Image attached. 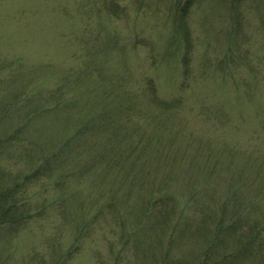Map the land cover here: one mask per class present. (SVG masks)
Listing matches in <instances>:
<instances>
[{"label": "rangeland", "instance_id": "rangeland-1", "mask_svg": "<svg viewBox=\"0 0 264 264\" xmlns=\"http://www.w3.org/2000/svg\"><path fill=\"white\" fill-rule=\"evenodd\" d=\"M113 1L123 9L118 17L106 12L104 0H0V71L4 69L0 77L3 78L0 81V134L15 133L17 127L23 125L20 134L27 139L4 149L11 152H5L0 158V170L6 175L15 173L17 176L31 169L28 140L62 143L75 134L79 124L70 123L67 118L74 122L71 114L82 117L84 108L88 112L87 107L102 98L100 92L93 94L97 84L90 70L95 69L100 70L101 78L106 77L107 69L123 72L134 69L136 82L145 75H155L161 95L168 98L181 93L188 105H194L196 100L205 107H211V102H225L226 116L232 121L227 129L232 144L249 147L259 134L261 114L257 112L264 108V0L195 1L188 16L194 45L191 69H208L209 76L203 78L204 83L200 82L203 79L197 80L182 91L178 79L183 47L177 42L172 46L170 40L177 24L172 0ZM233 27L239 28L241 33L233 32ZM249 53L256 69L234 68L224 62L219 67L216 63L217 58L230 55L240 65L239 57ZM161 58L164 61L159 60ZM152 60L155 61L153 66ZM212 69L234 71L241 86L253 88L254 101L250 102L243 91H236L229 78L218 74L221 71L210 72ZM58 83L65 86L67 96L73 93L69 98L74 99L67 100L66 105L47 107L46 91ZM198 92L206 99L197 96ZM218 94L224 102L218 99ZM130 106L134 108L133 104ZM192 107L188 110L183 107L190 122L186 127L183 124L182 129L197 138H205L204 119L197 117V109L190 110ZM145 109L151 114V108ZM155 124L144 132L154 135L158 144L169 149L170 157L154 154L155 145L151 141L145 163L140 162L129 176L130 181H124L123 185L119 182L114 185L110 175L102 178L93 172L88 175L89 182L83 181L77 188L74 187L77 181L70 180L65 195L51 191L54 182L47 179L30 187L27 197L35 216L18 230H4L5 233L0 234V264H39L59 259V256L67 261L64 252L69 247H75V252L67 264H161L168 251L171 260L182 257L190 262L198 257L202 244L197 241L204 242L208 238L210 227L199 225L201 214L178 225L174 238L169 236L173 225L166 230L164 225L151 219L143 225H133L124 215L127 209H132L134 196L146 193V185L153 181L151 176L167 178L170 191L180 187L183 193H179V197L198 188V204L209 207L211 213L214 201L221 198V176L203 179L201 171L188 173L189 163L203 164L202 159L190 157L188 150V155L180 156L169 147L170 138L180 126L175 117L171 120L162 117ZM220 133H213L215 142L220 139ZM125 135V130L119 131V140L115 141L108 131H89L79 145L95 142L98 146L111 141L120 149L127 142ZM173 139L176 147L183 143L180 131ZM259 152L264 154V148ZM121 176L124 177V173ZM108 186L119 193L116 197L120 209L116 214L126 225L114 220L116 214L104 216L109 193L104 189L102 193L101 188ZM42 207L45 212L40 215ZM98 210L101 213L98 219L83 222V217L93 218ZM207 210L204 209V214ZM186 218L187 214L183 220ZM172 240L175 241L170 244ZM242 264H256V261Z\"/></svg>", "mask_w": 264, "mask_h": 264}, {"label": "trees", "instance_id": "trees-1", "mask_svg": "<svg viewBox=\"0 0 264 264\" xmlns=\"http://www.w3.org/2000/svg\"><path fill=\"white\" fill-rule=\"evenodd\" d=\"M104 1L106 12L116 17L123 14V9L118 3L113 0ZM195 1L172 0L173 7H176L177 24L170 40L172 46H175V42L178 45L181 44L184 51L180 55L182 67L178 79L181 82L180 91L189 89L197 80L207 79L209 76L208 69H191L194 45L189 30L188 16L196 3ZM237 12L239 11L237 10ZM232 30L241 33L239 28L233 27ZM169 43L168 46L171 48ZM151 46L153 47V45ZM251 58V53L248 56H240L238 60L240 65H238L234 61V56L227 55L217 58L216 63L219 67L224 62L226 65L231 63L234 68L244 66L243 68L246 69H256L251 64ZM159 60L164 61L162 58ZM154 63L155 61L152 60L151 65L153 66ZM3 70L0 71V77L3 76L1 75ZM87 71L88 69L84 72ZM117 71L122 74H118ZM220 71L222 73H218ZM99 72L100 70L97 69L90 70V73H94L97 84L93 94L100 92L101 101L92 102V105L87 107L88 112L84 108L82 117L71 114L70 116L74 117V122L71 118H67L70 123L79 124V128L72 137L63 140L62 143L46 139H43L44 142L28 140L27 157L32 162L31 169L26 173L17 174V176L15 173L6 175L0 170V234L5 233L4 230L10 232L18 230L20 226L26 225L33 219L35 213L32 206L29 205L28 189L43 179L54 182L51 191H60V195L67 193L66 187L70 180L72 183L77 181L74 185L76 187L83 184V181L89 182L88 175L93 172L98 173L102 178L110 175L114 185L117 182L123 185L124 181H130L129 176L138 164L145 163L144 159L147 157L151 141L155 145L153 147L154 154L169 158L170 150L160 143L158 144L154 135L144 131L146 128L156 125L155 122L162 117L171 120L173 116L178 122L177 126H180L170 138L172 140L169 147L178 151L180 156L185 157L189 154L196 160L202 159L203 164L189 163L188 173L194 174L201 171L203 179L212 175L221 176L222 183L219 187L222 193L220 194L221 198L214 201L211 213L209 207L198 204V188L194 187L189 193L179 197V193H183L180 187L177 189L174 187L170 191L167 189L165 181L167 178L162 176L156 178L150 173L153 181L146 185V193L135 195L132 209H127L124 215L133 221V225H143L147 219L164 225L166 230H169L173 225L169 234L170 238L175 237V233L179 229L178 225H184L187 219V221L194 220L196 214H201L197 221L200 222L199 225H210L208 238L204 242L197 241L202 244L198 248V257H193L190 262L188 259H186L187 261L182 260V257H172L171 260L168 251L167 257L161 261V264H242L250 260H255L256 264H264V154L259 152L264 148V108L257 112L261 114L259 131H257L259 134L249 147L244 148L238 143L232 144L228 138L230 135L227 133V129L232 121L226 116L225 102L219 94L218 99L224 103L211 102L209 103L211 107H205L203 104L201 106L197 104L196 100L194 105H188L181 93L178 97L174 95L167 98L161 95L155 75H145L143 79L136 82L134 69H126L124 72L121 69H107L105 78H101ZM210 72L229 78L234 83L235 88H233L236 91H243L249 97L250 102L254 101V98L251 97L254 92L253 88L241 86V82L236 79L233 73L234 71L212 69ZM10 76L11 74L8 78ZM2 79L0 78V81ZM204 79L200 82L204 83L206 81ZM4 81H6V76ZM46 92L45 105L47 107L66 105L67 100L73 101L74 99L69 98L74 95L73 93L68 96L65 94V86L61 83L49 87ZM215 92L217 91L214 90ZM199 95L206 99L201 92H198L197 96ZM130 104H133L134 108ZM145 107L152 109L151 114L147 113ZM183 107L187 110L190 107H192L190 110L197 109L196 116L204 119L202 121L205 124V138H197L194 133H187L186 129H182L183 124L186 127L187 122H190L185 116L186 109ZM118 119L120 122L117 121ZM22 127L23 125L17 127L15 133L0 134V158L7 151L4 149L9 145L21 144L27 140L21 137L20 129ZM96 130L110 132L111 137L116 138L115 141L119 140V131L125 130L126 137L124 138L127 139V142L121 145L120 149H116V145L109 139L107 141L110 142L100 143L98 146L95 142L89 145H79L80 142H83L84 134ZM178 131L183 137L181 145L185 147L175 146L173 137ZM218 131L221 132V137L216 143L213 133ZM217 144L219 147L215 148ZM123 173L124 177L121 176ZM133 181L135 180L133 179ZM103 189L109 193L107 195L109 200L104 205V209L105 206L107 207L105 218L114 216L116 222L126 225L124 219L116 214L120 209L116 197V194L119 193H116L110 186L102 187V193ZM52 205L53 203L49 204L48 209ZM44 209L45 207L41 208L40 215L45 212ZM204 209H208L205 214ZM186 214L187 218L183 220ZM99 216L101 213L98 210L93 218L83 217V222L85 220L94 221ZM174 241H170V244ZM74 250L75 247H69L64 252L65 257L68 256L67 261L59 256V259L55 258L49 262L42 261L39 264H67L69 257H73Z\"/></svg>", "mask_w": 264, "mask_h": 264}]
</instances>
